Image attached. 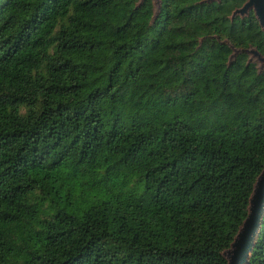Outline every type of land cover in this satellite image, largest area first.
Returning <instances> with one entry per match:
<instances>
[{"label": "trees", "instance_id": "16d2710c", "mask_svg": "<svg viewBox=\"0 0 264 264\" xmlns=\"http://www.w3.org/2000/svg\"><path fill=\"white\" fill-rule=\"evenodd\" d=\"M200 1L0 0V264H225L264 164V34Z\"/></svg>", "mask_w": 264, "mask_h": 264}, {"label": "water", "instance_id": "95a60500", "mask_svg": "<svg viewBox=\"0 0 264 264\" xmlns=\"http://www.w3.org/2000/svg\"><path fill=\"white\" fill-rule=\"evenodd\" d=\"M210 1L218 0H203V2ZM245 8H248L245 15L251 10L264 34V0H245L240 9ZM232 50L229 58L237 51L234 49ZM243 51L246 52V49ZM263 209L264 164L252 183V188L247 199L246 214L238 226L229 246L221 251V254L225 259V264H244L247 261L260 227Z\"/></svg>", "mask_w": 264, "mask_h": 264}, {"label": "rangeland", "instance_id": "374dc122", "mask_svg": "<svg viewBox=\"0 0 264 264\" xmlns=\"http://www.w3.org/2000/svg\"><path fill=\"white\" fill-rule=\"evenodd\" d=\"M139 1H142V0H137V2H139ZM149 1H150V4H151V9H152V14H151V19H152L158 12V9H159L160 4H161V0H149ZM204 1H208V0H204ZM200 2H203V0H201ZM241 6H239L238 8L233 9L231 11L229 17H232L233 15L244 16L246 11L248 10V8L247 9L246 8L245 9H240ZM234 50H237V49H234ZM246 53H247V59H249V61H251V62H253L255 64L257 70L264 68V55H261L256 50V48L254 46L249 45L246 48Z\"/></svg>", "mask_w": 264, "mask_h": 264}, {"label": "flooded vegetation", "instance_id": "af4514ba", "mask_svg": "<svg viewBox=\"0 0 264 264\" xmlns=\"http://www.w3.org/2000/svg\"><path fill=\"white\" fill-rule=\"evenodd\" d=\"M244 2H245V0L243 1V3H244ZM243 3H242V4H243ZM242 4H241V5H242ZM241 5H240V6H241ZM237 8H238V7H237Z\"/></svg>", "mask_w": 264, "mask_h": 264}]
</instances>
